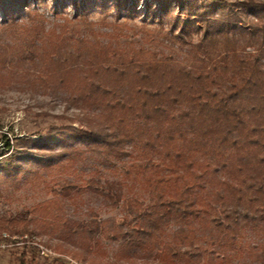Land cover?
I'll return each instance as SVG.
<instances>
[{
  "label": "trees",
  "instance_id": "obj_1",
  "mask_svg": "<svg viewBox=\"0 0 264 264\" xmlns=\"http://www.w3.org/2000/svg\"><path fill=\"white\" fill-rule=\"evenodd\" d=\"M136 1L113 0L117 12ZM37 3L0 0V27L12 37L0 45V89L19 69L27 71L20 74L25 77L32 68L33 83L63 103L60 113L37 115L66 123L33 140L32 152L18 154L19 167L2 161L0 175H49L78 159L92 157L95 165L107 166L132 156L127 170L135 177L153 170L145 179L151 202L134 196L120 221L74 220L65 215L61 198L82 188L115 204L120 196L95 179L60 178L54 180L55 197L29 206L28 217L0 216V234L35 236L83 264H94L104 238L122 245L114 264H231L223 248L238 245L243 227L264 230L263 19L242 20L228 2H214L205 12L202 5L162 0L169 30L152 33L141 26L154 46L146 48L122 43L132 30L125 22L102 32L86 16H64L47 28L48 16ZM23 12L26 19L17 18ZM164 38L177 41L186 55L155 48ZM55 141L71 142V148L54 152L46 142ZM195 222L200 233L191 227ZM172 224L179 227L170 233ZM55 235L60 239L49 241ZM258 255L264 264V245Z\"/></svg>",
  "mask_w": 264,
  "mask_h": 264
},
{
  "label": "rangeland",
  "instance_id": "obj_2",
  "mask_svg": "<svg viewBox=\"0 0 264 264\" xmlns=\"http://www.w3.org/2000/svg\"><path fill=\"white\" fill-rule=\"evenodd\" d=\"M161 1L137 0L133 4L129 3L130 6L128 5L120 12H117L113 0H39L37 4L39 12L48 16L47 28L52 25H59L64 16L69 18L86 16L94 23L96 30L102 32H108L115 21L118 23L125 22L132 30L127 32V36L122 37L123 44L128 45L131 43L135 47L153 48L152 43L144 40L140 28L144 26L152 33L169 30L168 17L162 15L160 11ZM184 2L185 5H202L205 12L212 8L214 2H228L232 4L234 12L238 13L242 20L255 21L259 16L264 21V0H184ZM55 8L57 9L56 13L53 11ZM179 11L181 9L178 7L174 10L177 13ZM161 16L163 17V27L159 21ZM208 17L214 18L215 15H208ZM17 18L26 19L25 13L23 12ZM79 29L84 32L85 28L79 26ZM173 29L176 32L178 27L174 25ZM86 35L93 40L92 35L89 33ZM176 37L171 36L173 40H177ZM99 38L103 41L109 40L107 36ZM196 38L197 34L194 33V39ZM172 39L164 38V41L156 44L155 48H160L164 52H174L176 55L184 57L186 55L185 50L180 48L178 42L172 41ZM11 41V35L0 27V45L6 46ZM27 70L30 71L29 74L23 77L20 74L27 73V71L19 69L20 73L12 80V83L8 87L0 89V163L2 161H12L14 167H19V164L16 163L18 154L25 150L31 152L34 150L32 149L33 140H36L39 136H44L50 128L66 123L53 116L41 117L37 115L40 110L60 113L63 110V103L60 99L54 100L53 97L44 94L42 89L38 88L31 80L33 69L27 67ZM71 112H73V109L67 113L71 114ZM51 143L46 142L48 146L53 145L54 152H64L71 148V142L55 141L53 144ZM125 147L130 149V145ZM132 160V156H126L115 159L114 164L103 166L95 165L93 158L89 157L83 160L78 159V163H75L72 167L52 168L49 175L30 176L22 173L17 178L10 179L7 174L2 173L0 175V216L6 218L28 217L27 209L29 206L55 197L52 192L56 187L54 180L68 178L82 183L83 180L95 179L105 186L110 184L120 196L119 202L115 204L97 192L82 188L78 192H73L69 197L61 198L65 215L71 219L83 221L104 218H115L120 221L125 208L131 204L134 196H138L146 202H151L145 179L153 170L146 169V171L140 172L135 177L134 171L127 170ZM64 162L69 164L68 159ZM108 187H106L105 192L109 191ZM178 227L177 224H172L169 232L173 233ZM191 227L199 233L202 231L197 222L192 223ZM241 232V236L236 240L238 245L231 249L223 248V251L225 250L226 254L231 256V264H262L258 253L260 246L264 245V230L259 227L246 226L243 227ZM3 233L0 234V237ZM11 235L21 237L22 241L19 238L6 241L0 239V264H83L70 256H63L35 236L30 237L27 234ZM24 235H27V239ZM59 239L55 235L49 241L55 242ZM27 240L28 242H26ZM43 240L46 241L47 238L44 237ZM32 241L49 248L56 253V256L42 255L37 247L32 244ZM95 249L92 259L94 264H114L122 245L117 241L104 238L99 241ZM33 255L35 256L34 260L31 259ZM180 263L183 264V261H180ZM121 264L142 263L122 261ZM199 264H207V262L201 261Z\"/></svg>",
  "mask_w": 264,
  "mask_h": 264
},
{
  "label": "built area",
  "instance_id": "obj_3",
  "mask_svg": "<svg viewBox=\"0 0 264 264\" xmlns=\"http://www.w3.org/2000/svg\"><path fill=\"white\" fill-rule=\"evenodd\" d=\"M24 237L27 239V235H24ZM15 238H19L21 239L22 241V238L17 236V235H11V234H8V233H3L2 236L0 237V239H3V240H9V239H15ZM28 242V240L26 241ZM32 244L35 245L37 247V250H39V252L42 254V255H45V256H50V255H53V256H56V253L53 252L52 250H50L49 248L37 243V242H33L32 241ZM77 264V263H75Z\"/></svg>",
  "mask_w": 264,
  "mask_h": 264
}]
</instances>
